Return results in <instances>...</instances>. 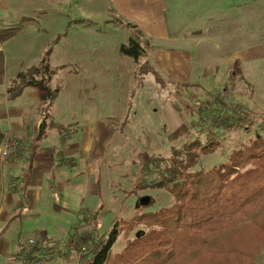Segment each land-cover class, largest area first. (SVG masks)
Instances as JSON below:
<instances>
[{"label":"rangeland","instance_id":"obj_1","mask_svg":"<svg viewBox=\"0 0 264 264\" xmlns=\"http://www.w3.org/2000/svg\"><path fill=\"white\" fill-rule=\"evenodd\" d=\"M230 10L236 9L230 7ZM239 15L243 18L238 19ZM184 16L186 21H189V17L192 19L191 14ZM227 17H236L237 20L227 19L219 28L214 27L218 22H211V28L202 30L181 28L168 23L166 32L164 30L163 36L158 39L141 34L136 40L145 51V58L141 57L137 63L118 50L120 44L128 43L134 31L114 15H109L111 27L103 25L97 28L98 31H106L107 37L112 39L108 41V47H114L116 43L115 50H106L108 56H105V48L101 43L91 46L92 49L83 45L82 52L77 55L61 54L58 47H55L57 50L49 58L53 72L49 85L55 90L52 101L56 104L57 112L60 110L65 117V120L60 118L61 123L93 124L99 120L111 124L113 131L101 142L104 156L98 158L90 174L85 173L82 177L83 197L80 208H77L79 210L73 217H69V211L60 214L70 218L67 219L69 225L53 237L52 253H38L34 262L21 258L15 259L18 262L10 263L7 260L2 264H83L81 255L73 248V240L79 238V242L84 243L95 234L94 226L88 220L99 205L102 209L97 217L99 227L96 233L104 232L119 218L131 220L135 214L140 213L143 205L136 204L142 196H149L155 201L145 210L170 205L173 198L164 190L146 189L136 193H130V190L152 179L138 171V162L146 160L150 155H167L171 147H178L195 137L203 136L201 127L196 125L198 115L194 101L197 99H206L210 94L219 92L228 103L239 104L257 113V123L250 131L224 134L221 147L201 156L192 170L207 169L224 162L233 149L247 144L253 138L264 136V13L254 19L245 18V14L239 13L227 14ZM60 30L63 31V27ZM111 32L114 33L110 35ZM70 34L79 36L75 30ZM91 36L98 38L97 35ZM92 57L102 59L105 65L98 69V73L91 74L80 68L73 70L77 68L75 65L68 66L70 70L67 66H55L63 62L74 64L77 60L88 64ZM150 68L157 72L161 80L155 78ZM11 80L6 75L5 81ZM177 82L187 86H180ZM27 91L30 102L39 100L38 112L43 115L44 107L41 106H44V102L39 95L41 90L27 86L25 96ZM32 112L37 114L35 108ZM61 123L69 133V125ZM21 156L15 151L6 158L0 157V162L10 165ZM18 178H8L7 189L21 187ZM47 209V213L51 212L50 209L53 211L50 205H47ZM45 219L49 220V217ZM32 220V217L27 218L23 223L27 228L24 229L25 234L20 235L22 239L19 238V247L23 246L26 250L32 247L29 239L33 243L36 240L35 245L39 241L40 246L43 245L39 236L41 234L28 231V226L34 222ZM72 233L75 235L73 238L70 237ZM125 241L120 236L112 249H121ZM7 249H10V245ZM253 264H264V248Z\"/></svg>","mask_w":264,"mask_h":264},{"label":"trees","instance_id":"obj_2","mask_svg":"<svg viewBox=\"0 0 264 264\" xmlns=\"http://www.w3.org/2000/svg\"><path fill=\"white\" fill-rule=\"evenodd\" d=\"M29 20L33 19L22 18L0 28V44L17 34L23 22ZM126 26L133 29V37L128 43L120 44L118 50L137 63L145 56L136 40L141 32L131 23L126 22ZM57 39H53L36 64L17 73L6 87L7 99H14L25 87L35 86L41 90V101L44 102L43 118L34 139L30 143L17 140L16 152H24L27 162L21 179L23 192L29 181L34 149L45 138L47 129L57 128L62 144L70 137L65 127L54 122L49 113L55 90L49 85L53 72L48 55ZM4 71V54L0 47V83ZM151 73L161 80L153 68ZM194 106L198 115L196 125L201 127L203 136L171 147L167 155H150L138 162V171L152 179L130 190V193L146 189L164 190L173 198L172 203L156 210H145L155 202L150 198L131 220L119 218L104 232L96 233L99 227L97 217L102 209L99 205L88 220L94 226L95 234L84 243H80L79 238L73 240V248L81 255L83 264H253L264 248V136L233 149L224 162L207 169L192 168L201 156L221 147L224 134L252 130L257 123V113L239 104L228 103L219 92L195 100ZM3 138L4 134H0V144ZM56 153L58 166H75L71 159L64 158L59 151ZM19 215L20 212L12 215L9 221ZM138 226L136 232L143 230L144 233L139 237L136 232L130 235ZM120 236L126 239L125 244L121 249L113 250ZM70 237H75L74 233ZM40 238L48 242L40 246V241L36 245L35 241L30 250L21 246L11 258L34 262L37 259L35 253H52L51 244L54 243L49 238ZM87 242L91 243L90 248L82 250Z\"/></svg>","mask_w":264,"mask_h":264},{"label":"crops","instance_id":"obj_3","mask_svg":"<svg viewBox=\"0 0 264 264\" xmlns=\"http://www.w3.org/2000/svg\"><path fill=\"white\" fill-rule=\"evenodd\" d=\"M230 7L236 10L231 11ZM232 13L245 14V18L248 19L259 18L260 14L264 13V0H0V28L15 24L22 18L33 19L24 21L22 29L17 34L0 44L4 54L5 70L3 81L0 83V134H4L3 140L16 137L17 140L30 143L36 136L43 118L38 112L39 100L30 102L28 91L25 96V88L18 97L7 99L6 87L10 81H5V77L8 75L11 80L20 71L36 64L53 39L58 37L56 43L52 45L54 47L48 59L57 50L56 46L61 54L77 55L82 52L83 45H88L92 49L91 46L94 47L98 43L104 46L105 52L115 50L116 43L114 47L110 44L108 47V41H112L107 37L108 33L97 30L103 25L111 27L112 23L108 22L109 15L116 16L122 22L131 23L141 34L145 33L158 39L163 36L164 30L166 32L168 23L181 28L202 30L211 28V22H218L214 27L219 28L227 19H236L227 17V14ZM185 14H191L192 19L189 17V21H186ZM252 14L255 16L251 17ZM242 18L243 16L239 15L238 19ZM180 22L183 24L180 25ZM61 27L63 31L60 30ZM73 30L79 36L74 37V34H70ZM112 33L114 32L110 35ZM92 34L98 38H92ZM105 56H108L107 52ZM102 63V59L92 57L88 64L77 60L74 64L63 62L55 66L62 68L75 65L77 68L73 70L86 69L92 74L105 66ZM71 67H68V70ZM39 95L41 96V93ZM52 103L49 113L53 121L59 124L65 117L60 110L57 112L55 102ZM33 108L37 114L32 112ZM61 124L69 125L70 137L62 144L59 130L47 129L45 138L34 149L29 181L24 192L21 179L27 165L25 153L18 152L22 156L16 158L17 162L10 165L0 162V264L6 263L7 260L10 263L18 262L11 258V254L20 249L19 238L25 234L24 229L27 227L23 223L25 224L27 218L32 217L34 221L28 226V231L41 234L39 236H43V239L49 238L50 242H53V237H56L62 228L69 225L70 218L60 214L69 211V217H73L79 210L77 208H80L83 197L82 177L86 175L85 173L90 174L98 158L104 156L101 142L113 131L111 124L99 120L93 124L76 122ZM58 151L64 158L71 159L75 166L69 168L58 166L56 161ZM16 176H19L17 180L21 187L7 189V179ZM47 205L53 207V211L50 209L51 212L47 213ZM19 212L18 218L9 221L12 215ZM46 216L49 220L45 219ZM46 242L47 239H44L41 243L44 245Z\"/></svg>","mask_w":264,"mask_h":264},{"label":"built area","instance_id":"obj_4","mask_svg":"<svg viewBox=\"0 0 264 264\" xmlns=\"http://www.w3.org/2000/svg\"><path fill=\"white\" fill-rule=\"evenodd\" d=\"M17 147H18V143L16 139L14 138L4 139L0 144V157L6 158L10 156L12 153L16 151ZM28 242L29 244L33 243L31 239H29ZM90 246H91V243L87 242L86 245H84V247L82 248V250L90 248Z\"/></svg>","mask_w":264,"mask_h":264},{"label":"water","instance_id":"obj_5","mask_svg":"<svg viewBox=\"0 0 264 264\" xmlns=\"http://www.w3.org/2000/svg\"><path fill=\"white\" fill-rule=\"evenodd\" d=\"M150 201V197L149 196H142L138 199V204L140 205H146L148 204V202ZM144 233L143 230H140L138 232H136V237L141 236Z\"/></svg>","mask_w":264,"mask_h":264}]
</instances>
